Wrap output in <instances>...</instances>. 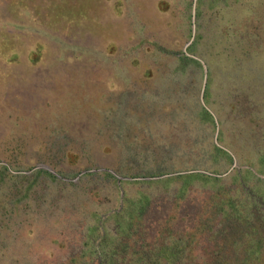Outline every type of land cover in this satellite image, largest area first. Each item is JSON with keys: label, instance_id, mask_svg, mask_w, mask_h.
<instances>
[{"label": "rangeland", "instance_id": "obj_1", "mask_svg": "<svg viewBox=\"0 0 264 264\" xmlns=\"http://www.w3.org/2000/svg\"><path fill=\"white\" fill-rule=\"evenodd\" d=\"M69 1L0 0V264H264V0ZM122 76L186 91L202 154L116 157Z\"/></svg>", "mask_w": 264, "mask_h": 264}, {"label": "crops", "instance_id": "obj_2", "mask_svg": "<svg viewBox=\"0 0 264 264\" xmlns=\"http://www.w3.org/2000/svg\"><path fill=\"white\" fill-rule=\"evenodd\" d=\"M90 2L99 10L98 12L91 13L81 8L82 11L77 14L81 16L99 14L105 16L107 21L116 22L160 19L161 15L170 13L172 5L171 0H90ZM77 4L69 0L60 2L53 0L52 5H58L57 15L62 12L64 15L66 9H62V6L79 7ZM183 4H186L185 1ZM81 16L63 18L87 19ZM170 81V78L153 76L142 79L133 76L117 78L114 97L116 102L120 96L123 97L124 105L120 121L122 130L114 132L113 135L116 157H194L197 151L199 156L202 154L204 140L202 112L199 111L197 114L192 108L194 104L188 99V94L180 102L179 97L186 91L180 90ZM118 112L119 108L116 106V116ZM144 162L146 161L139 163ZM183 163L197 162L188 160Z\"/></svg>", "mask_w": 264, "mask_h": 264}, {"label": "trees", "instance_id": "obj_3", "mask_svg": "<svg viewBox=\"0 0 264 264\" xmlns=\"http://www.w3.org/2000/svg\"><path fill=\"white\" fill-rule=\"evenodd\" d=\"M42 40H43V39H41V40H36L35 42H42ZM38 46H41V44H38ZM33 59H34V57H33ZM190 59L195 60L194 58H190ZM196 61H197V60H196Z\"/></svg>", "mask_w": 264, "mask_h": 264}]
</instances>
